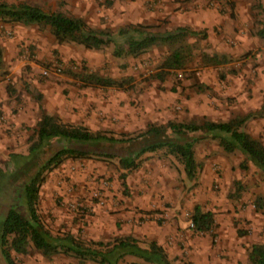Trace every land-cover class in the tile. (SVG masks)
Here are the masks:
<instances>
[{
	"label": "rangeland",
	"instance_id": "1",
	"mask_svg": "<svg viewBox=\"0 0 264 264\" xmlns=\"http://www.w3.org/2000/svg\"><path fill=\"white\" fill-rule=\"evenodd\" d=\"M0 1L10 3L7 0ZM21 1L27 2L17 0ZM29 1L47 11L59 10L69 15L81 16L92 27L116 29L128 23H143L151 25V29L158 32L188 26L199 33L186 38L192 50L186 66L171 71L164 79L159 80L156 73L168 52L166 45L154 46L137 56L120 57L113 55L112 45L93 50L75 43H63L62 47L73 48L61 50L56 47L57 42L48 29L37 25L30 26L31 38L19 39L13 51H10V46L7 47L4 52L5 73L0 71V80L10 86L8 104H13L10 107L11 113L19 110L20 119L19 128L13 131L9 128L14 135L11 141L19 146V151L0 153V168L4 171L8 170V165L12 167L10 154H27L40 116V106L64 122L82 124L91 130H103L117 136L119 133H137L148 124H160L169 120H227L256 113L264 102V39L256 34L262 19L256 4L260 2L264 6V0ZM199 6L213 10L223 19L219 21L217 15L214 23L206 26L183 24L179 15L192 18L191 11ZM175 18L176 21H173ZM203 52L223 55L226 61L216 66L204 65L200 60ZM54 65L60 66V72L54 71ZM44 70L49 73L44 74ZM178 72L182 73L181 77H178ZM88 73L128 81L122 87H101L81 80V75ZM257 84L258 91L255 89ZM81 101L82 105L79 106ZM101 119H107L106 126L99 124ZM127 119L129 122H123ZM244 129L264 144V115L256 114L247 119ZM194 151L196 160L202 163L195 178H188L181 162L171 155L168 160L176 170L177 176L172 180L176 185H157L155 180L153 184L146 185L148 189L159 186L162 190L158 191L161 199L165 194L172 195L171 199L163 201V209L145 211L148 221H153L155 226L160 227L167 220L163 215L164 208L173 207L174 200L179 198L180 209L170 219L176 220L179 217L185 224L179 229L184 236V243L188 241L187 237L193 239L196 236L206 239V244L211 248L216 247L221 241L218 216H214L212 230L202 233L194 231L189 225L193 210L191 200H195L197 196L198 199H204L208 193L222 196V199L229 201L241 196L243 200L239 208L251 217H244V224L240 218L236 220L240 224L237 226V236L249 242L250 246L254 243L264 244V207L255 210L253 203L257 195L264 196V172L250 162L247 163V169L241 168L240 163L244 156L239 151H223L213 139L196 143ZM145 154L141 157L140 166L127 173L125 182L121 178L123 170L117 158H67L48 171L40 187L38 202V212L45 226L54 235L72 233L83 240L106 241L119 236V233L114 235L115 229L112 226L120 229V224L125 223V219L118 222L120 216L116 217V214L127 210L133 197L136 198L142 193L138 188L145 178L144 176L139 181L142 162L148 158L167 156L163 149L154 151L147 157ZM226 168L228 169L225 171ZM155 171L161 173L160 169L154 168L149 171L150 176ZM223 178L227 182L222 187L219 179ZM235 180L242 182V190L239 196H229L234 192ZM179 186L182 189L176 191ZM207 204H212L210 208H217V204H213L210 198L204 202V205ZM102 213L105 218L100 215ZM255 213H258L260 222L252 227L249 224L256 218ZM97 218L102 220L99 222ZM138 221V226H141L143 222L140 217ZM99 230L102 232L98 233ZM161 231L166 230L162 228ZM138 240L143 246L149 241L145 237ZM164 240L161 245L167 250L174 245L175 237L168 233ZM183 246L186 251L192 248L189 244L188 247L184 244ZM248 252V249L243 248L236 252V262L232 264H251ZM216 253L213 264H229L232 261L228 254L218 250ZM14 256L20 264H80L73 256L57 254L45 258L32 248L28 254ZM171 260L172 264H197L185 252L180 258L175 256ZM131 261L139 260L129 257L128 264ZM83 264L98 263L86 260Z\"/></svg>",
	"mask_w": 264,
	"mask_h": 264
},
{
	"label": "trees",
	"instance_id": "2",
	"mask_svg": "<svg viewBox=\"0 0 264 264\" xmlns=\"http://www.w3.org/2000/svg\"><path fill=\"white\" fill-rule=\"evenodd\" d=\"M256 6L262 14L261 26L256 34L264 39V6ZM0 21L37 25L46 28L58 44L75 43L86 49L98 50L112 45L115 56H137L157 45H166L168 52L159 65V80L171 71L182 69L188 63L192 50L186 42L188 36L199 33L188 26H178L166 32L152 30L143 23H128L116 29L92 27L83 17L62 11H47L39 5L21 1H0ZM201 63L216 66L226 61L220 54H200ZM5 56L0 46V71L5 73ZM85 83L101 87H122L126 82L96 74H82ZM10 90V86L7 85ZM264 115V102L256 113L235 116L227 120L204 118L200 122L169 120L160 124H148L144 130L117 136L103 130H91L82 124L62 121L57 115L46 112L40 106V116L34 128L27 154H10L13 163L8 170L0 168V258L2 264H20L14 255L28 254L34 249L41 256L51 258L57 254L75 257L80 264L86 260L98 264H128L129 256L139 261L131 264H172L165 248L155 240L143 246L131 235H119L103 240H83L72 233L54 235L43 223L38 212L40 187L46 174L67 158L105 157L117 158L127 173L138 168L143 154L163 149L181 162L188 178H195L202 163L195 158L196 143L205 139L216 140L227 153L239 151L243 156L241 168L250 162L264 172V144L244 129L247 119ZM56 144V145H55ZM234 192L239 196L242 182L234 181ZM4 200V202H3ZM3 202V203H2ZM255 210L264 207V196L254 198ZM193 230L208 232L214 225V215L195 205L191 214ZM248 260L251 264H264V244L250 246Z\"/></svg>",
	"mask_w": 264,
	"mask_h": 264
},
{
	"label": "crops",
	"instance_id": "3",
	"mask_svg": "<svg viewBox=\"0 0 264 264\" xmlns=\"http://www.w3.org/2000/svg\"><path fill=\"white\" fill-rule=\"evenodd\" d=\"M7 1H9L10 3L12 2L18 3L17 0H7ZM27 2L31 3L29 0H27ZM217 15H218V18H217ZM179 16L181 17L180 19L182 20L183 24L191 23L192 25H201V26H206L209 23L210 25L213 24L215 21L214 18L219 19V21L223 19L221 15H219L218 13L216 14L213 10L207 9L206 7H200V6L197 7L196 10L191 11L192 18L185 17L184 15H179ZM176 18L173 19V21L174 20L176 21ZM30 26H33V25H23L21 23H6V22L0 21V46H2L4 52L8 46H10L9 48L10 51L15 50L14 46L19 43V39L21 38L23 39L25 37L27 39H30L31 38L29 34ZM38 39H40V37ZM55 44L57 45L56 47L61 48V50H64L66 48H69V49L73 48L72 46L62 47L63 46L62 44H58V43H55ZM76 49L79 50L80 48H76ZM4 64H6V62H4ZM258 87L259 86L257 84L255 88L257 89L256 91H258ZM86 88L87 87H85V89ZM8 95L9 93L7 89V84H4V81L0 80V153H9V152L12 153V152L19 151V146L16 143H12L11 141V138H14V135H12L11 131L19 128V122H20L19 110L14 114L11 113L10 107L13 106V104L11 105L8 104V101H9ZM81 98L84 99L83 96ZM84 104L86 105L87 102ZM81 105H82V101L81 103H79V106ZM115 117H118V116H115ZM72 120L74 119L72 118ZM126 121L129 122L128 119L124 120L123 122H126ZM107 123H108L107 119H101L99 122L101 126H106ZM9 128H11V131H9ZM9 145L10 146L14 145L15 147H10ZM152 154L153 152H148V154L146 153L145 156L147 157ZM170 157L171 155H167L162 158H159V157H155L152 159L148 158L142 162L143 169L139 171V175H140L139 177H141L139 181H141L144 176L145 178L138 186V188L141 190L142 193L140 196H136V198L135 196L133 197V200H131L132 202L128 204L127 210H121V213L116 214V217L120 216L118 219V222L121 221L122 218H124L125 223L120 224L121 227L119 230L116 229L115 226H112V228L115 229L114 235H118V233L119 235H131L137 239H142L145 237V239L155 240V241L157 240L159 244H162V243L164 244L165 235L170 233L173 237H175L174 245L171 248L166 250L168 257L170 259L174 258L175 256L180 258L181 254L185 252V253H188V255L193 260H195L197 264H209V263L213 264L214 254L216 255L217 254L216 250H218V251H221V253H225L229 255V257L232 259V261L228 262L229 264L236 262V256H237L236 252H240L242 248L245 250L247 249L249 250L250 248L249 242H246L244 241L243 238L238 237L239 235L237 236V226H240V224L239 222L236 223V220L240 218L242 220V224H244L245 223V221L243 220L244 217H247V219L251 217V215L249 216V214L245 212V210H241L239 208V204L243 200L241 196L238 197L237 199H233L229 201L227 199H222V196H219L216 194L214 195L213 193H208L204 199H202L203 198L202 197V198H199L200 199L199 200L197 196L195 200L194 198L193 200H191L193 202V207L195 205H199L203 210L211 211L214 216H218L217 220L218 222H220L218 231H219L221 241L220 243L216 245V247L211 248L210 246L206 244V241H207L206 239L202 240V238H197L196 236L193 237V239H190L187 237L186 239L189 242L187 241L186 243H184V236L179 231V229L181 227H184L185 224L181 222L182 219H180L179 217L176 220L170 219V217L175 215L177 213V210L180 209L179 208L180 207L179 198L174 200L173 207L164 208L165 211L163 212V215L164 217L167 218V220L163 222V224H161L160 227L155 226L153 221H148V215L145 214V211L150 210V209H157V208L163 209L161 207L163 201L172 198V195L165 194L163 198L161 199V196L158 194V191L162 192V190H160L159 186L157 188H154L152 186V188L150 189L146 187L147 184H153V180L157 182V185L159 184L167 185L168 184L172 186L175 184V182H173L172 180L176 178L177 174L175 172L176 171L175 167H173L171 165V162L168 160ZM163 160H166V161H163ZM150 167H151V170H149ZM154 168L160 169L161 173H158L159 171H155V173H153L152 175V172H151V176H150L149 171H153ZM146 169L148 170V172H146ZM227 169L228 168H226L225 171ZM181 175H182V171H181ZM215 180L218 181L217 178H215ZM148 181H150L151 183H147ZM219 181L221 182L220 185L222 187L227 182L225 178H223V180L219 179ZM179 185H182V184L179 183ZM143 186H145L144 190L142 189ZM181 189L182 187L179 186V189H177L176 191H180ZM222 193L223 192H221V194ZM206 198L207 199L210 198L213 204H217V208H210V206L212 207V204L204 205V202L207 200ZM216 199H218V202H215ZM192 202L190 204H192ZM100 215L102 216V218H105L103 213ZM139 217L141 218L143 222L141 226H138L140 222L138 221ZM255 217L256 218L253 219L252 222L249 224L252 227L256 226L255 224L256 222L258 223V225L260 222L258 213H255ZM99 218H97V221L100 222L102 219H99ZM162 228H165L166 231H161ZM97 232L101 233L102 230H99ZM253 235L255 237L254 233ZM180 239L181 241L179 242ZM183 244L187 245V247L189 244L192 246V248H188V250L186 251V247L183 246ZM129 257L133 259V257L131 256Z\"/></svg>",
	"mask_w": 264,
	"mask_h": 264
},
{
	"label": "built area",
	"instance_id": "4",
	"mask_svg": "<svg viewBox=\"0 0 264 264\" xmlns=\"http://www.w3.org/2000/svg\"><path fill=\"white\" fill-rule=\"evenodd\" d=\"M53 69H54L55 72H60V70H61L60 66H58V65H54V68ZM43 73L44 74H48L49 71L48 70H44ZM181 76H182V73L181 72H178V77H181ZM189 225H190V227L193 228L192 221L189 222Z\"/></svg>",
	"mask_w": 264,
	"mask_h": 264
}]
</instances>
